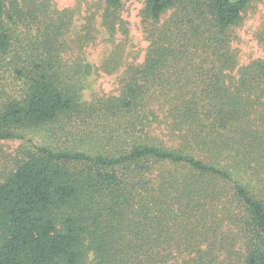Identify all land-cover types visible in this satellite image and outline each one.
Here are the masks:
<instances>
[{
  "label": "trees",
  "instance_id": "16d2710c",
  "mask_svg": "<svg viewBox=\"0 0 264 264\" xmlns=\"http://www.w3.org/2000/svg\"><path fill=\"white\" fill-rule=\"evenodd\" d=\"M103 1L114 32L122 0ZM249 2L145 0L144 64L80 105L63 76L70 12L0 0V72L25 78L0 140L64 122L103 148L33 146L0 179V264H264V61L240 67L227 35ZM19 29L36 32L30 61Z\"/></svg>",
  "mask_w": 264,
  "mask_h": 264
},
{
  "label": "rangeland",
  "instance_id": "374dc122",
  "mask_svg": "<svg viewBox=\"0 0 264 264\" xmlns=\"http://www.w3.org/2000/svg\"><path fill=\"white\" fill-rule=\"evenodd\" d=\"M51 5L57 11L67 10L71 14L65 35L67 47L63 54V76H68L71 94L76 101L83 105L118 96L130 68L140 67L145 61L149 46L142 21L145 0H122L121 21L114 32L107 31L103 25V0H51ZM24 33L23 29L14 33V50L19 57L30 61L21 50L27 49L30 56L32 50L38 49L34 39L36 32L31 33L29 38L33 41L30 44ZM227 35L240 67L252 61H264V0H250ZM11 58L9 55L6 62ZM24 82L25 78L13 73V65L0 72V104L21 99ZM63 125L64 122L41 127L22 126L15 129L17 139L0 140V179L14 172L33 146L92 155L103 151V148L84 143L83 137L76 132L77 126H68L65 130Z\"/></svg>",
  "mask_w": 264,
  "mask_h": 264
}]
</instances>
